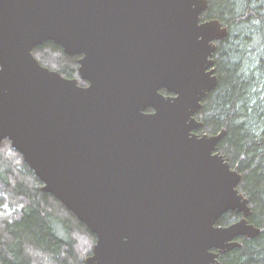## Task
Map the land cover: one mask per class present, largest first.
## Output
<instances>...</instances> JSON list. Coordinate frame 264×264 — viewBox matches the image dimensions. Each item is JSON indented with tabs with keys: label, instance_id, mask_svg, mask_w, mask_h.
<instances>
[{
	"label": "water",
	"instance_id": "water-1",
	"mask_svg": "<svg viewBox=\"0 0 264 264\" xmlns=\"http://www.w3.org/2000/svg\"><path fill=\"white\" fill-rule=\"evenodd\" d=\"M208 3L0 0V143L96 235L86 264H218L211 249L261 232L226 130L198 132L228 35ZM47 40L81 55L88 84L40 62Z\"/></svg>",
	"mask_w": 264,
	"mask_h": 264
},
{
	"label": "trees",
	"instance_id": "trees-1",
	"mask_svg": "<svg viewBox=\"0 0 264 264\" xmlns=\"http://www.w3.org/2000/svg\"><path fill=\"white\" fill-rule=\"evenodd\" d=\"M208 2L202 18L219 19L228 35L217 41L219 83L197 113L204 122L198 132L226 130L219 151L242 174L239 189L249 199V219L261 229L254 238H240L242 245L222 254L220 264H264V0ZM33 52L42 64L87 84L78 70L81 55L67 54L53 40ZM9 142L0 143V210L7 205L13 212L0 216V264H86L96 235L56 196L41 189L43 183L22 154L6 148ZM240 217L229 211L218 224Z\"/></svg>",
	"mask_w": 264,
	"mask_h": 264
},
{
	"label": "rangeland",
	"instance_id": "rangeland-1",
	"mask_svg": "<svg viewBox=\"0 0 264 264\" xmlns=\"http://www.w3.org/2000/svg\"><path fill=\"white\" fill-rule=\"evenodd\" d=\"M202 133V132H201ZM8 147H11L12 149H14L13 148V146H11V143L9 142V143H6V148H8ZM15 150V149H14ZM16 151V150H15ZM19 157L20 158H22V156H20L19 155ZM13 212V209H11L9 206H5V209H1L0 210V216H6V215H8V214H11ZM5 214V215H4ZM89 243V242H88ZM91 245H92V243H91Z\"/></svg>",
	"mask_w": 264,
	"mask_h": 264
},
{
	"label": "flooded vegetation",
	"instance_id": "flooded-vegetation-1",
	"mask_svg": "<svg viewBox=\"0 0 264 264\" xmlns=\"http://www.w3.org/2000/svg\"><path fill=\"white\" fill-rule=\"evenodd\" d=\"M87 84H88V82H87ZM163 90H165L166 91V89H162V92H163ZM163 93H165V94H168V92L166 91V92H163ZM151 110V109H150ZM239 219V218H238ZM237 219V220H238ZM236 221V220H235ZM231 224V223H230ZM229 225V224H228ZM225 226V225H224ZM240 238H245V237H239V238H237L238 239V241H240L239 239ZM233 250V249H232ZM211 251H213V252H217V253H219V255H218V257H217V260H218V264H220V257H221V255L222 254H225V253H227V252H229V251H227V252H221V251H219L218 249H211ZM231 251V250H230Z\"/></svg>",
	"mask_w": 264,
	"mask_h": 264
}]
</instances>
